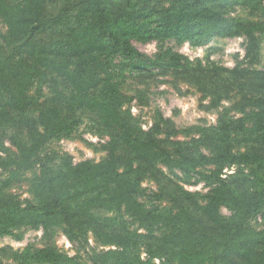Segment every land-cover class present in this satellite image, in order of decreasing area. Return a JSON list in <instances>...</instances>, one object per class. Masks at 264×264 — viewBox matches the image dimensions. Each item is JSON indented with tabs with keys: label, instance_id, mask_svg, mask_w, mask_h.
<instances>
[{
	"label": "trees",
	"instance_id": "obj_1",
	"mask_svg": "<svg viewBox=\"0 0 264 264\" xmlns=\"http://www.w3.org/2000/svg\"><path fill=\"white\" fill-rule=\"evenodd\" d=\"M263 3L0 0V23L7 29H0V140L11 128L29 134L28 140L11 138L17 154L0 156V238L22 228L42 229L46 237L61 230L72 242H87L91 233L109 248L94 252L91 264H264V230L251 225L264 209V94L244 97L242 117L223 116L217 126L200 129L202 138L180 142L171 140L177 133L169 119L161 117L148 131L134 121L121 80L132 62L150 77L173 72L212 93L214 105L236 88L264 91V70L206 68L172 49L151 58L133 45L177 40L202 46L216 37L245 35L255 57L264 20L229 17L227 10L264 14ZM81 114L111 135L108 158L75 164L64 155L58 164L45 161V147L70 136ZM161 167L186 184L199 175L211 187L198 194L204 204ZM231 167L238 169L224 173ZM143 175L160 185L149 196L151 205L140 200L146 195ZM25 181L31 199L23 202L11 190ZM165 194L176 208L156 203ZM13 256L21 264H85L53 246L27 247Z\"/></svg>",
	"mask_w": 264,
	"mask_h": 264
},
{
	"label": "rangeland",
	"instance_id": "obj_2",
	"mask_svg": "<svg viewBox=\"0 0 264 264\" xmlns=\"http://www.w3.org/2000/svg\"><path fill=\"white\" fill-rule=\"evenodd\" d=\"M168 5V3H166ZM264 6V3H263ZM227 15L233 18H243L252 21L264 20L262 11L253 12L248 8L237 7L227 10ZM2 32H6L5 25L0 23ZM256 41L258 48L253 57L249 54L251 40L245 35H239L228 38H213L205 45L198 46L191 43L179 44L177 40H168L165 42L152 41L144 43L138 40L133 41L134 47L148 57L154 58L156 55L172 49L181 54L196 65L199 61L202 66L209 68L213 64L218 67L229 69L247 68L257 71L264 70V32L257 33ZM118 63L124 61L118 58ZM123 72L122 90L127 98L125 108L132 113L134 121L145 131L153 128L155 124L161 121V117L169 119L174 123L176 135L171 138L172 141L190 142L193 139L202 138L200 129L203 127H215L219 119L223 116L237 119L243 116L240 112V104L244 103V97H255L264 94L254 88L246 89L240 92L238 88L229 91L228 95L223 94L218 105L213 104V94L208 91H201L196 85H193L181 77H177L173 72L166 75L157 74L156 77H150L149 71L139 74L136 68H133L132 62ZM159 73L158 69H154ZM221 85L228 83L220 80ZM49 91H46V94ZM249 110V108H248ZM34 117L37 112L31 113ZM164 125V124H162ZM20 136L22 139H29V134L25 130L16 128L8 129L7 137L0 140V156L6 157L7 154H17V149L12 145L11 138ZM165 138V135H160ZM111 141V135L99 124L92 116L81 114L79 124L74 128L70 136L51 141L42 152L45 161L58 164L64 155H71L74 163L90 160L101 162L108 158L107 145ZM204 146V145H203ZM202 150L207 154L210 148L205 146ZM244 149H236L242 152ZM167 177L176 181V183L185 191L190 192L196 201L201 205L204 201L198 194L206 195L209 193V187L197 174L193 176L190 184H186L164 167H161ZM237 167L227 168L224 173L230 174L237 170ZM0 170V174H1ZM179 175L180 172H178ZM28 178L31 177L29 173ZM141 186L146 190V195L140 196V200L147 205H151L150 195L153 192L160 191V185L156 179L150 175H143ZM17 194L23 202L31 199L29 193V184L25 181L16 185L11 190ZM148 195V196H147ZM161 206L176 208L178 205L173 198L167 194L161 201L156 202ZM222 213L229 217L231 211L227 208L222 209ZM251 225L257 231L264 230V209L258 213L251 221ZM132 229L137 225H131ZM16 235H21L17 238ZM264 244V240L262 242ZM53 246L60 252L74 257L78 262L91 264L90 256L96 252L106 251L109 248L103 246L94 235H88L87 242L70 241L61 230H56L49 237L45 236L42 229L22 228L15 232V236H4L0 238V258L5 264H21L16 261L13 254L20 253L27 247L43 248ZM143 257L146 255L143 253Z\"/></svg>",
	"mask_w": 264,
	"mask_h": 264
}]
</instances>
